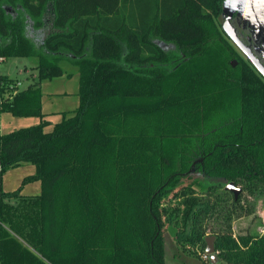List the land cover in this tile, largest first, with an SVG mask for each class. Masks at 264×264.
I'll use <instances>...</instances> for the list:
<instances>
[{
	"label": "trees",
	"instance_id": "16d2710c",
	"mask_svg": "<svg viewBox=\"0 0 264 264\" xmlns=\"http://www.w3.org/2000/svg\"><path fill=\"white\" fill-rule=\"evenodd\" d=\"M223 2L0 0V57L37 59L26 88L0 74V114L42 119L40 83L61 59L79 74V106L50 132L0 134V264H165L166 235L201 251L213 236L212 264H264V235L231 230L264 196V80L247 60L222 68ZM213 86L230 106L207 117ZM198 107L202 124L186 118ZM180 123L200 127L169 135ZM34 181L40 194L21 195Z\"/></svg>",
	"mask_w": 264,
	"mask_h": 264
},
{
	"label": "rangeland",
	"instance_id": "374dc122",
	"mask_svg": "<svg viewBox=\"0 0 264 264\" xmlns=\"http://www.w3.org/2000/svg\"><path fill=\"white\" fill-rule=\"evenodd\" d=\"M224 9L225 11L228 10V3L226 0L224 1ZM232 24L240 30V28H243L245 24H247V17L245 13L241 12L236 18L231 19ZM218 28V27H217ZM235 28V29H236ZM218 30H220L218 28ZM248 41V40H247ZM262 41V40H260ZM247 46V45H246ZM231 47V56L229 59H225L222 68L229 67L230 64H232L234 67L238 65L237 62L245 61L246 59L241 55L237 49H235L233 46ZM259 59L264 64V50L261 48L259 52ZM255 53V52H254ZM3 59V61L0 63V74L6 75L9 78L16 80L18 83V86L20 89L26 88L29 83L33 81V79L36 78V71H35V65L37 64V59L32 57H0ZM60 61H66L65 59H61ZM59 61V62H60ZM225 70V69H224ZM237 75V74H236ZM212 90L214 92V96L211 99H208L205 106V114L207 117H214V111H221V109H225L230 106V102H228V96L225 91H220L217 88V86H213ZM201 107H198L197 111L195 109H191L189 114L187 115V119L196 121V124H202L205 121V118L202 114L198 115V117L201 119L196 120L197 113L201 112ZM219 108V109H218ZM221 108V109H220ZM177 118V116H175ZM204 118V119H203ZM40 119L38 117H15L11 115L10 113H3L0 117V124H1V133L7 134L12 131L27 128L33 125H36L38 123V120ZM176 123V122H175ZM182 123V122H181ZM179 129L175 126V124L171 125L169 135H192L195 131H197V126L194 124L192 129H188V127L184 128L185 124H181ZM186 144V143H185ZM185 150H187L188 147H183ZM193 149V147H192ZM34 173V167L29 164L21 165L18 167L10 168L7 170L2 177V183L3 188L6 191H11L19 186H21L22 179L28 175H31ZM214 183L219 184H227L223 180L213 179L211 180ZM205 183H209L207 180H205ZM27 185V186H26ZM25 187L24 192L31 193L34 183H27L22 186V188ZM22 193V190H21ZM232 235L234 238H237L239 236H246V235H252V236H263L264 235V196H259L256 199L254 210L250 215L243 216L241 218H238L232 222L231 225ZM208 237V236H207ZM205 248V246H204ZM215 255V261H217V253L214 252ZM214 261V262H215ZM165 264H212L210 257L205 254V249L203 251L197 249V247H189V249L184 250L179 245L175 244L171 236L166 235L165 236Z\"/></svg>",
	"mask_w": 264,
	"mask_h": 264
},
{
	"label": "crops",
	"instance_id": "0c3cea01",
	"mask_svg": "<svg viewBox=\"0 0 264 264\" xmlns=\"http://www.w3.org/2000/svg\"><path fill=\"white\" fill-rule=\"evenodd\" d=\"M58 65L62 69L63 74L60 77L44 80L40 83V105L43 117L36 120H38V123L41 120L46 122L45 132H50L56 124L62 121L64 115L73 112L79 106V74L77 68L68 61H60ZM2 114H0V117ZM0 134H2L1 124ZM33 183L34 187L31 193L26 194L24 192L26 185L22 188L21 195L38 196L40 194V183L39 181H34ZM3 190L5 192L14 191H6L4 188Z\"/></svg>",
	"mask_w": 264,
	"mask_h": 264
},
{
	"label": "water",
	"instance_id": "95a60500",
	"mask_svg": "<svg viewBox=\"0 0 264 264\" xmlns=\"http://www.w3.org/2000/svg\"><path fill=\"white\" fill-rule=\"evenodd\" d=\"M225 1V0H224ZM228 3V10L224 9V2L222 10L224 12L237 10L239 13H245L247 17V24L251 27L254 38H257L259 42L260 37L264 36V0H226ZM231 14V13H229ZM221 29L230 42L235 46V48L244 56V58L249 62L257 74L264 80V65L260 61L259 57L257 58L249 48V45H245L237 37L235 29L230 25L229 21L226 20L222 25ZM261 37V38H262ZM264 39V37H263ZM264 50V41L260 42ZM225 190L230 192L233 195V199L237 200L241 189L236 187L232 182L225 185ZM205 254L210 257L212 263L215 261L214 255V237L208 236L205 237ZM216 262V261H215Z\"/></svg>",
	"mask_w": 264,
	"mask_h": 264
},
{
	"label": "flooded vegetation",
	"instance_id": "af4514ba",
	"mask_svg": "<svg viewBox=\"0 0 264 264\" xmlns=\"http://www.w3.org/2000/svg\"><path fill=\"white\" fill-rule=\"evenodd\" d=\"M229 13H231V14H229ZM239 15V12L237 11V10H233V12L231 11H228V12H224L223 10H222V12H221V14H220V16L218 17V19H217V25L219 26V28L221 29V25L226 21V20H228L229 21V23H230V25L235 29L236 27L232 24V22H231V19H233V18H236L237 16ZM248 23V22H247ZM222 30V29H221ZM235 32H236V35H237V37L240 39V41L241 42H243L245 45H249V48H250V50L252 51V53L258 58L259 56V54H262L261 52L260 53H257V52H259L260 51V49L262 48L263 49V47L260 45L261 43L260 42H263L264 41V39H263V37L261 38L260 37V40H262V41H259V42H257L258 41V39L257 38H254V33H253V31H252V29H251V27L250 26H248V24H245L244 26H243V28H240V30L239 29H235ZM222 38L223 39H225V40H227L228 42H230V40L227 38V36L224 34V32L222 31ZM248 40V41H247ZM231 43V42H230ZM232 44V43H231ZM233 45V44H232ZM255 52V53H254ZM244 57V56H243ZM263 64V63H262ZM264 65V64H263Z\"/></svg>",
	"mask_w": 264,
	"mask_h": 264
},
{
	"label": "built area",
	"instance_id": "2783aa9c",
	"mask_svg": "<svg viewBox=\"0 0 264 264\" xmlns=\"http://www.w3.org/2000/svg\"><path fill=\"white\" fill-rule=\"evenodd\" d=\"M3 61V59L2 58H0V63Z\"/></svg>",
	"mask_w": 264,
	"mask_h": 264
}]
</instances>
